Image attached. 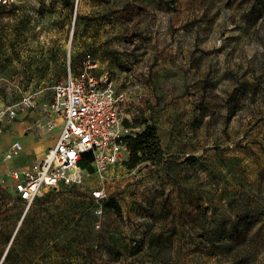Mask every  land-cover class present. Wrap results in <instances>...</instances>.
<instances>
[{
    "label": "rangeland",
    "instance_id": "374dc122",
    "mask_svg": "<svg viewBox=\"0 0 264 264\" xmlns=\"http://www.w3.org/2000/svg\"><path fill=\"white\" fill-rule=\"evenodd\" d=\"M202 1L0 6V114L25 94L45 111L90 52L126 92L133 132L159 122L170 159L111 168L106 200L122 215L106 207L101 228L93 170L44 188L27 211L0 170V264H264V0ZM163 229L172 242L151 249Z\"/></svg>",
    "mask_w": 264,
    "mask_h": 264
},
{
    "label": "built area",
    "instance_id": "2783aa9c",
    "mask_svg": "<svg viewBox=\"0 0 264 264\" xmlns=\"http://www.w3.org/2000/svg\"><path fill=\"white\" fill-rule=\"evenodd\" d=\"M13 2L15 0H0V6ZM75 2L77 6L80 0ZM126 101V92L117 88L111 71L101 68L99 60L90 52L85 55L79 72L70 70L64 80L53 85L52 98L45 104L49 119L43 126L53 130L60 123L57 142L40 160L28 167L12 169L6 175L26 211L44 188L60 190L82 184L85 173H90L82 169L79 162L86 161L102 182L92 196L98 204L94 211L95 226H103L108 172L125 159L122 154H128V148L124 136L133 132L124 123ZM37 107L34 94H25L0 114V122L15 119L19 112ZM22 148L20 141L13 142L9 149L0 152V160L13 159Z\"/></svg>",
    "mask_w": 264,
    "mask_h": 264
},
{
    "label": "crops",
    "instance_id": "0c3cea01",
    "mask_svg": "<svg viewBox=\"0 0 264 264\" xmlns=\"http://www.w3.org/2000/svg\"><path fill=\"white\" fill-rule=\"evenodd\" d=\"M133 75L136 76L135 73L131 72L127 76H121V79L124 82H127L130 81L129 79ZM118 79L119 77H117V80ZM48 119L46 111H37V109H35L32 111L27 110L25 112H19L15 119H4L0 122V152L9 149L12 143L17 140L20 141L23 146L20 153L13 159L0 160V170L3 172V175H8L12 169L28 167L34 162L40 160L46 153V150L57 142L61 125L59 123L53 130H47L43 125L48 121ZM153 123H155L159 129V135L163 146L159 122L155 121ZM127 157L128 154L125 159H127ZM145 166L143 165L140 168L135 169H128L127 167H124L128 172L132 173L135 170H143ZM153 167L154 166H146L147 169Z\"/></svg>",
    "mask_w": 264,
    "mask_h": 264
},
{
    "label": "trees",
    "instance_id": "16d2710c",
    "mask_svg": "<svg viewBox=\"0 0 264 264\" xmlns=\"http://www.w3.org/2000/svg\"><path fill=\"white\" fill-rule=\"evenodd\" d=\"M202 3L205 4V1L203 0ZM211 18L212 16L209 17L206 15L205 10L200 19L209 20ZM238 109L239 108L237 107L236 111ZM205 112L206 110H202L201 108L200 119L205 116ZM234 112L235 111H233V113ZM124 123L127 127H135L128 119H126ZM144 124L145 127L142 130L124 136V141L128 148V157L123 160V164L128 169L140 168L143 165L158 167L170 160L166 156L165 150L162 146L159 129L156 124L150 121H146ZM185 161L192 162L195 161V158L188 156ZM79 166L84 170H93L91 164L86 161L79 162ZM105 200L106 198L103 201L104 210L108 207L109 209L114 210L119 216L122 215V208L114 196H111L106 202ZM169 229L154 232L150 237L149 247L152 249L156 245L162 247L165 246L167 242L171 243L174 232L173 230L169 231ZM165 263L168 264V262Z\"/></svg>",
    "mask_w": 264,
    "mask_h": 264
},
{
    "label": "bare ground",
    "instance_id": "6f19581e",
    "mask_svg": "<svg viewBox=\"0 0 264 264\" xmlns=\"http://www.w3.org/2000/svg\"><path fill=\"white\" fill-rule=\"evenodd\" d=\"M8 160H10V159H8Z\"/></svg>",
    "mask_w": 264,
    "mask_h": 264
}]
</instances>
